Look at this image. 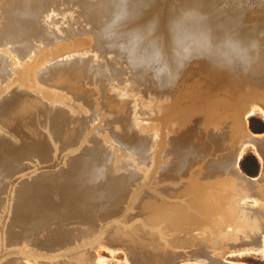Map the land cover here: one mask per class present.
<instances>
[{"label":"rangeland","instance_id":"374dc122","mask_svg":"<svg viewBox=\"0 0 264 264\" xmlns=\"http://www.w3.org/2000/svg\"><path fill=\"white\" fill-rule=\"evenodd\" d=\"M31 1L0 8V264H264V0Z\"/></svg>","mask_w":264,"mask_h":264},{"label":"bare ground","instance_id":"6f19581e","mask_svg":"<svg viewBox=\"0 0 264 264\" xmlns=\"http://www.w3.org/2000/svg\"><path fill=\"white\" fill-rule=\"evenodd\" d=\"M22 1H24V2H26L27 0H22ZM30 1V3L32 2V4H33V1H31V0H29ZM43 1H46V2H54V3H56L57 4V6H58V8L59 9H61V11L62 12H60L62 15V17H66V15H64L63 13L65 12L64 10H65V5H66V3L63 1V0H43ZM135 1H137V0H119V1H117V0H104V1H102L99 5H96V4H94V5H92V6H87V5H85L84 4V2L82 3H80V5L78 6V9H77V11L78 12H81V14H90V13H94L95 15H97V16H99L101 19H102V21L105 19V20H109V21H113V19H110L109 18V15H108V12L111 10V11H113L114 10V8H116V6L117 5H120V4H124L123 6H127V5H129L130 6V4H133L132 2H135ZM147 1V0H146ZM186 1V0H185ZM188 1V0H187ZM197 1V0H196ZM20 4L21 6L23 5V2L21 3L20 2V0H0V8H5V6L7 7V6H14V7H16V6H18L17 4ZM29 2H28V4H30ZM187 3V2H186ZM16 6H15V5ZM25 4V3H24ZM127 4V5H126ZM196 4V3H195ZM26 5V7H27V4H25ZM24 5V6H25ZM198 5V4H197ZM21 6H18V7H20V9L19 10H21L22 8H24V7H22L21 8ZM33 6V5H32ZM123 6H122V8H123ZM199 6V5H198ZM13 7V8H14ZM185 7V6H184ZM33 8H34V6H33ZM121 8V9H122ZM125 8V7H124ZM127 8V7H126ZM142 8H143V6H142ZM195 8V7H194ZM12 9V8H11ZM29 9V8H28ZM35 9H37V8H35ZM24 10H26V9H24ZM33 10V9H32ZM187 10V9H186ZM30 11H31V9H30ZM122 11V10H121ZM197 11V10H196ZM22 12H24L23 10H22ZM28 12V11H27ZM191 12V11H190ZM189 12V13H190ZM194 12H195V10H194ZM199 12V11H198ZM197 12V13H198ZM33 13V12H32ZM100 13H102V14H100ZM118 13V12H117ZM121 13H123V12H121ZM127 13H129V12H127ZM127 13H125V14H127ZM131 13V12H130ZM176 13V12H175ZM196 13V14H197ZM181 14V13H180ZM184 14V13H183ZM80 15V14H79ZM182 15V14H181ZM192 16H193V14H191ZM174 16V15H173ZM199 16V15H198ZM81 17V16H80ZM127 17V16H126ZM175 17V16H174ZM191 16L189 15V18H190ZM82 18V17H81ZM138 18V17H137ZM173 18V17H172ZM182 18V17H181ZM184 18V17H183ZM194 18V17H193ZM78 19V18H77ZM90 19H92V18H90ZM186 19V18H185ZM199 19V18H198ZM71 20V19H70ZM83 20V19H82ZM176 20V19H175ZM180 20V19H179ZM187 20V19H186ZM190 21V20H189ZM75 22V20L73 21V23ZM96 22V21H95ZM98 22V21H97ZM173 22V21H172ZM186 22H188V21H186ZM191 22V21H190ZM193 22V21H192ZM192 22H191V24H192ZM2 23V22H1ZM61 23H63V22H61ZM77 23V22H76ZM76 23H74L75 25H76ZM112 23V22H111ZM184 23V22H183ZM197 23V22H196ZM198 23H199V21H198ZM197 23V24H198ZM49 24V23H48ZM103 24L105 25V27H108V26H110L111 24L110 23H106V22H103ZM110 24V25H109ZM172 24V23H171ZM181 24V23H180ZM194 24H195V22H194ZM206 24H207V21H206ZM208 24H210V23H208ZM43 25V24H42ZM50 25V24H49ZM53 25V24H52ZM71 25H72V23H71ZM81 25V24H80ZM82 25H84V24H82ZM94 25V24H93ZM188 25H190V23H188ZM67 26V25H66ZM212 26V25H211ZM220 26L221 25H219V28H217V29H220ZM62 27V26H61ZM74 27H77V26H74ZM78 27H79V25H78ZM80 27H82V26H80ZM89 27V26H88ZM91 27V26H90ZM181 27H182V25H181ZM192 27V26H191ZM195 27V26H194ZM56 28V27H55ZM176 28V27H175ZM213 28V27H212ZM215 28V27H214ZM213 28V29H214ZM215 28V29H216ZM59 29V28H58ZM61 29H63V28H61ZM65 29V31L66 30H68V29H66V28H64ZM73 29V28H72ZM80 29V28H79ZM83 29V28H82ZM95 29V28H94ZM166 29V28H165ZM171 29H174V28H171ZM180 29V28H179ZM193 29V28H192ZM197 29V28H196ZM213 29H211V31L213 30ZM4 31H5V29H3ZM71 29H69V31H70ZM177 30V29H176ZM181 30H183V29H181ZM190 31H191V29H189ZM58 31V30H57ZM60 31V30H59ZM74 31L76 32L77 30L76 29H74ZM175 31V30H174ZM186 31V30H185ZM208 32V33H211L210 35H212V32ZM217 31V30H216ZM222 31V30H221ZM88 32V31H87ZM95 32V31H94ZM173 32V31H172ZM16 33V32H15ZM90 33H93V32H90ZM89 33V34H90ZM195 33V32H194ZM218 33V32H217ZM221 33H223V32H221ZM20 34V33H19ZM216 34V33H215ZM225 34H227V33H225ZM234 34V33H233ZM32 35H34V33H32ZM86 35H87V33H86ZM93 35V34H92ZM92 35L90 36V38H92ZM95 35V34H94ZM132 35V34H131ZM206 35V34H205ZM133 36V35H132ZM227 36V35H226ZM230 36H231V34H230ZM237 36V35H236ZM95 37V36H94ZM138 37V36H137ZM207 37H209L208 35H207ZM215 37H217V34H216V36H214V38ZM224 37V36H223ZM7 38V37H6ZM64 38V37H63ZM96 38V37H95ZM99 38H101L102 39V37H99ZM127 38V37H126ZM210 38V37H209ZM213 38V37H212ZM8 39V38H7ZM13 39V38H12ZM43 39V38H42ZM81 39V38H80ZM96 39H98V38H96ZM95 39V40H96ZM137 39V38H136ZM215 39H217V38H215ZM219 39V38H218ZM217 39V40H218ZM225 39V38H224ZM223 39V41H225ZM227 39V38H226ZM236 39V38H235ZM234 39V40H235ZM220 40V39H219ZM233 40V39H232ZM233 40V41H234ZM238 40V39H237ZM250 40V39H249ZM18 41V40H17ZM54 41V40H53ZM97 41V43H98V40H96ZM96 41H94L93 43H95ZM100 41V40H99ZM102 41H104L103 39H102ZM123 41V40H122ZM212 41H213V39H212ZM241 41V40H240ZM58 41H56V43H57ZM128 42V41H127ZM173 42V41H172ZM213 42H216V41H213ZM218 42V41H217ZM220 42H221V40H220ZM219 42V43H220ZM227 42H229V41H227ZM235 42V41H234ZM33 43V42H32ZM53 43V42H52ZM82 43V42H81ZM102 43V42H101ZM105 43V42H104ZM104 43H102V45H104ZM176 43H178L177 45H176V47H174L173 49H172V56L175 58V59H177V61L176 62H178V64H181L182 63V61H184L183 59L184 58H189V57H193V55H194V53L196 54V52H195V49L196 48H194L193 47V45L192 44H189V43H187V42H183V41H178V42H176ZM233 43V42H232ZM238 43V42H237ZM19 44V43H18ZM27 44V43H26ZM25 44V45H26ZM29 44V43H28ZM31 44V43H30ZM79 44V43H78ZM210 44V42H208V45ZM213 43H211V45H212ZM215 44V43H214ZM213 44V45H214ZM217 44V43H216ZM223 44V43H222ZM231 44V43H230ZM245 44V43H244ZM249 44H251V43H249ZM248 44V45H249ZM10 45H12V44H10ZM51 45V44H50ZM95 45H97L96 43H95ZM107 45V44H106ZM125 45V43H123V45H122V47ZM128 45V44H127ZM125 46V47H129V45L128 46ZM175 45V44H174ZM239 45V44H238ZM28 46V45H27ZM34 46V45H33ZM54 46H55V44H54ZM71 46V45H70ZM93 46V45H92ZM98 46V45H97ZM97 46H95L96 48H97ZM100 46V45H99ZM98 46V47H99ZM119 47L121 46V45H118ZM117 46V47H118ZM68 47V46H67ZM102 47V46H101ZM104 47H105V45H104ZM142 47V46H141ZM213 47V49L215 48L214 46H212ZM227 47H228V45H227ZM230 47V46H229ZM234 47V46H233ZM236 47V46H235ZM245 47V46H244ZM246 47H247V45H246ZM27 48V47H26ZM72 48V47H71ZM132 48H135V47H132ZM25 49V48H24ZM23 49V50H24ZM103 49V48H102ZM123 49H124V47H123ZM126 49V48H125ZM147 49V48H146ZM228 49V48H227ZM227 49L224 47V46H222L221 44H219V45H217L216 46V52L217 53H219L220 54V56L221 55H226L228 52H227ZM231 49H233V48H231ZM235 49V48H234ZM237 49V48H236ZM239 49V48H238ZM240 49H242V48H240ZM63 50V49H62ZM68 50V49H67ZM69 50H71V49H69ZM127 50V49H126ZM207 50V49H206ZM215 50V49H214ZM228 50H230V49H228ZM247 50V52L251 55L252 54V50H251V48H248V49H246ZM107 51V50H106ZM125 51V50H124ZM151 51V50H150ZM149 51V52H150ZM232 51V50H231ZM234 52H235V50H233ZM108 52H110V51H107V53ZM113 52V51H112ZM145 52V51H144ZM215 52V53H216ZM239 52V51H238ZM243 52V51H242ZM105 53V52H104ZM124 53V52H123ZM123 53H121V54H123ZM125 53H129V52H125ZM207 53V52H206ZM205 53V54H206ZM84 54V53H83ZM204 54V55H205ZM231 54H232V52H231ZM238 54V53H237ZM236 54V55H237ZM108 55V54H107ZM115 56V54H112V56ZM235 55V54H234ZM234 55L232 56V57H234ZM75 56V55H74ZM77 56V55H76ZM86 56V55H85ZM90 56V55H89ZM113 56V57H114ZM122 56V55H121ZM120 56V57H121ZM136 56V55H135ZM71 57V56H70ZM73 57V56H72ZM88 57V56H87ZM117 57V56H116ZM133 57V56H132ZM131 57V58H132ZM223 57V56H222ZM225 57V56H224ZM68 59H69V56L67 57ZM74 58V57H73ZM125 58V57H124ZM124 58H121V59H124ZM195 58V57H194ZM231 58V57H230ZM236 58V57H235ZM71 59V58H70ZM95 60H97L96 58H94ZM110 59V58H109ZM129 59V58H128ZM127 59V60H128ZM94 60V61H95ZM114 59H112L111 60V62L113 61ZM118 60V59H117ZM127 60H125V61H127ZM99 61V63H100V60H98ZM98 61H96V62H98ZM120 61V60H119ZM119 61L117 62V63H119ZM102 62V61H101ZM130 62V61H129ZM206 62H208L213 68H214V80H215V82H212V83H215V88L216 89H218V91H219V89L221 88V89H223V90H220L222 93H221V95L223 94V92H226L225 94H230V95H232V94H234V89H237L238 87H237V83H238V81L239 80H241L242 82H243V87H244V97H246L245 95H248V93L250 92V93H254V91H255V89L257 88V83L256 84H254L255 82L253 81V79H252V77H251V75H248V73H246V72H244V68H241V69H238V68H236L233 64H231V63H229L228 61L226 62L225 60H222L219 56L217 57H214V56H212V59L210 58V60H207ZM103 63V62H102ZM114 63H115V61H114ZM113 63V64H114ZM127 63V62H126ZM104 64V63H103ZM123 64V63H122ZM125 64V63H124ZM128 64V63H127ZM4 65V64H3ZM115 65H116V63H115ZM118 66H119V64H117ZM121 65V64H120ZM131 67H132V65L131 64H129ZM29 65H27L26 67H28ZM117 66V67H118ZM12 67V66H11ZM116 67V68H117ZM120 68V67H119ZM129 68V67H128ZM191 68V67H190ZM108 69V68H107ZM121 69H123V68H121ZM121 69H120V71H121ZM189 69V68H188ZM119 70V69H118ZM131 70V69H130ZM126 71V70H125ZM132 71V70H131ZM130 71V72H131ZM130 72H127V73H130ZM137 72V71H136ZM187 72H189V71H187ZM118 73V72H117ZM120 73V72H119ZM133 73H135V72H133ZM141 73V72H140ZM87 74V73H86ZM142 74V73H141ZM128 75V74H127ZM130 75H133V74H131L130 73ZM135 75H136V73H135ZM80 76H82V75H80ZM88 76V75H87ZM112 76H114V75H112ZM140 77V76H139ZM81 78V77H80ZM141 78V77H140ZM34 79V78H33ZM91 78H89L88 80H90ZM176 80H177V83H178V78H176ZM180 80V79H179ZM125 81V80H124ZM134 81V80H133ZM183 81V80H182ZM71 82H73V81H71ZM168 82V81H167ZM181 82V81H180ZM185 82V81H184ZM198 82V81H197ZM204 82V81H203ZM174 83H176V81L174 82ZM185 83H187V82H185ZM184 83V84H185ZM199 83V82H198ZM206 83V82H205ZM205 83H204V85H205ZM148 84V83H147ZM188 84V83H187ZM194 84H195V82H194ZM194 84H192V85H194ZM208 84V83H207ZM211 84V83H210ZM74 85V84H73ZM196 85V84H195ZM203 85V84H202ZM76 86V85H75ZM145 86V85H144ZM143 86V87H144ZM210 86V85H209ZM209 86H206V87H208V89L209 88H211V87H209ZM213 86V85H212ZM70 87V86H69ZM72 87H74V86H72ZM182 87V86H181ZM145 88V87H144ZM151 88H154V87H151ZM213 89V92H214V90H216V89ZM155 89H157V88H155ZM168 89H170V87L168 88ZM144 91H146V88L145 89H143ZM160 89L158 88V92L160 93V91H159ZM182 90V89H181ZM148 91V90H147ZM164 91V90H163ZM169 91V93L171 92V89L170 90H168ZM200 91H202V90H200ZM212 91V90H211ZM158 92H155V93H158ZM203 92V91H202ZM217 92V91H216ZM151 93H152V90H151ZM209 93V92H208ZM232 93V94H231ZM163 94V93H162ZM207 94V93H206ZM206 94H203V97L205 98V96L204 95H206ZM216 94V93H215ZM214 94V95H215ZM217 94H218V92H217ZM14 95V94H13ZM15 95H17V94H15ZM166 95V94H165ZM211 95V94H210ZM209 95V96H210ZM22 96V95H21ZM156 96V95H155ZM234 96V95H233ZM9 96H7V98H8ZM10 97H13V96H10ZM15 97V96H14ZM13 97V98H14ZM16 97H18V96H16ZM207 98H208V96H206ZM217 97H219V96H217ZM12 98V99H13ZM21 98V97H20ZM156 98V97H155ZM206 98V99H207ZM211 98V97H210ZM212 98H213V93H212ZM11 99V100H12ZM15 99H17V98H15ZM24 99V98H23ZM215 99H216V96H215ZM10 100V101H11ZM208 100V99H207ZM5 101H7V99H5ZM13 101H15V100H13ZM10 104H11V102H10ZM9 104V105H10ZM8 105V104H7ZM1 106V105H0ZM4 106V105H3ZM12 106V105H11ZM11 106H7V108L8 107H11ZM6 108V107H5ZM14 109V108H13ZM194 111V110H193ZM13 113V112H12ZM15 116V115H14ZM252 134V133H251ZM84 178H86L85 176H83V177H79V178H77L76 179V185H80V183H83L84 181H86V180H84ZM82 180H84V181H82ZM82 181V182H81ZM87 183V182H86ZM89 184V183H88ZM83 185H84V183H83ZM254 185V184H253ZM86 187V186H85ZM180 201V200H179ZM190 212H191V210H190ZM240 217V216H239ZM98 218V217H97ZM230 221V220H229ZM262 221H263V224H264V214H262ZM264 238V237H263ZM42 240V239H41ZM251 249H253V250H257V251H260V252H263L264 251V241L263 242H261V243H259V244H257V245H252V246H249V247H247L246 246V248H244L243 250L244 251H247V250H251ZM201 263L202 264H210V263H208L207 261H205V260H202L201 261ZM226 264H239V263H233V262H225Z\"/></svg>","mask_w":264,"mask_h":264},{"label":"crops","instance_id":"0c3cea01","mask_svg":"<svg viewBox=\"0 0 264 264\" xmlns=\"http://www.w3.org/2000/svg\"><path fill=\"white\" fill-rule=\"evenodd\" d=\"M240 196L244 197V196H248V197H253V198H256V199H260L259 196L255 195L254 193H248V194H241Z\"/></svg>","mask_w":264,"mask_h":264},{"label":"trees","instance_id":"16d2710c","mask_svg":"<svg viewBox=\"0 0 264 264\" xmlns=\"http://www.w3.org/2000/svg\"><path fill=\"white\" fill-rule=\"evenodd\" d=\"M251 129H253V127H251ZM253 130L256 132L255 129H253ZM257 133H258V131H257ZM243 170H244L245 173H247V170H245V169H243Z\"/></svg>","mask_w":264,"mask_h":264},{"label":"water","instance_id":"95a60500","mask_svg":"<svg viewBox=\"0 0 264 264\" xmlns=\"http://www.w3.org/2000/svg\"><path fill=\"white\" fill-rule=\"evenodd\" d=\"M254 134V133H253Z\"/></svg>","mask_w":264,"mask_h":264}]
</instances>
